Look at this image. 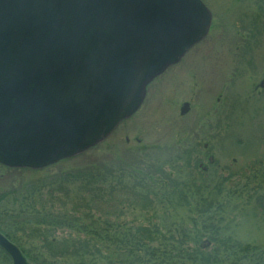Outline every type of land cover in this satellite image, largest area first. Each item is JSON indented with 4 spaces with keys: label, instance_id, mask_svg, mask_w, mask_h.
<instances>
[{
    "label": "rangeland",
    "instance_id": "rangeland-1",
    "mask_svg": "<svg viewBox=\"0 0 264 264\" xmlns=\"http://www.w3.org/2000/svg\"><path fill=\"white\" fill-rule=\"evenodd\" d=\"M203 1L213 15L209 35L149 84L138 111L107 139L42 168L0 164V192L8 193L0 211L19 208L28 191L46 209L54 203L51 209L55 211L83 215L88 209L79 206L81 183H70L68 175L106 164L115 169L109 179L115 183L117 167L126 165L129 176L123 179L133 183L147 168L154 174L153 207L126 205L125 215H116L113 221L157 224L165 231L181 223L195 226L188 219L181 221L192 216L198 220L196 228L208 232L201 240L205 244L211 242L213 223L226 235L256 247L257 255L234 256L223 251L228 262L264 264V202L256 200L264 195V87L259 86L264 79V0ZM186 101L190 108L182 115ZM160 167L184 187L183 193L170 194L173 204L157 185ZM53 188H61L55 193L56 202L50 198ZM180 195L191 203L202 197L207 204L216 197L221 206L201 215L190 211L193 204L176 203ZM92 211L104 217L100 209ZM70 233L69 228H58L55 234L62 238ZM217 244L211 242L207 249Z\"/></svg>",
    "mask_w": 264,
    "mask_h": 264
},
{
    "label": "water",
    "instance_id": "water-1",
    "mask_svg": "<svg viewBox=\"0 0 264 264\" xmlns=\"http://www.w3.org/2000/svg\"><path fill=\"white\" fill-rule=\"evenodd\" d=\"M211 23L203 0H0V163L42 168L104 141ZM0 247L31 264L2 232Z\"/></svg>",
    "mask_w": 264,
    "mask_h": 264
},
{
    "label": "trees",
    "instance_id": "trees-1",
    "mask_svg": "<svg viewBox=\"0 0 264 264\" xmlns=\"http://www.w3.org/2000/svg\"><path fill=\"white\" fill-rule=\"evenodd\" d=\"M99 164L68 175L70 183H81L79 206L88 209L83 215H77L76 209L74 214L55 211L51 209L54 203H50V208L46 209L44 203L40 206L33 193L28 191L23 201L19 202V208L5 213L0 211V232L20 248L31 264H70V261L77 259L74 264H231L227 261L228 255L238 256L242 252L258 254L256 247L242 243L232 234L226 235L220 225L213 223L209 238L212 243L218 244L209 251L207 247L211 242H201L207 231L196 228L198 220L192 216L181 221L188 219L195 226L189 228L186 223H181L178 228L165 231L157 224L128 225L113 221L112 217L125 215L126 205L143 209L153 207L155 200L151 195L155 182L151 179L154 174H151V169L145 168V173L140 172L142 180L130 183L123 179L129 175L126 165H122L117 167L118 181L112 183L109 179L116 174L114 167ZM101 167L103 171L99 170ZM159 170L161 181L157 185L164 189L167 200L173 204L175 200L170 194H181L184 187L179 181L171 179L161 167ZM57 190L61 188L50 191V198L54 202ZM7 194L0 192V203ZM256 200L263 203L264 195H258ZM177 202L180 205L182 202L189 206L193 204L190 211H197L201 215L209 212L210 208L221 206L216 197L207 204L202 197L191 203L186 196L180 195ZM96 208L101 210L104 217H97L93 213L92 210ZM58 228H69L71 233L59 238L55 234ZM0 264H12L11 257L1 247Z\"/></svg>",
    "mask_w": 264,
    "mask_h": 264
},
{
    "label": "flooded vegetation",
    "instance_id": "flooded-vegetation-1",
    "mask_svg": "<svg viewBox=\"0 0 264 264\" xmlns=\"http://www.w3.org/2000/svg\"><path fill=\"white\" fill-rule=\"evenodd\" d=\"M211 25H212V24H211ZM210 31H211V27H210L209 33H210ZM209 33H208L207 35H209ZM207 35H206L202 40H204V39L207 37ZM202 40H201L200 42H202ZM200 42H199V43H200ZM197 44H198V43H197ZM197 44H196V45H197ZM192 48H193V47H192ZM184 56H185V55H184ZM182 59H183V58H182ZM182 59H181V60H182ZM263 78H264V74H263ZM261 82H262V80H261ZM261 82L259 83V86L263 88L264 85L262 86V85H261V84H262ZM256 88H257V87H256ZM146 95H147V94H146ZM182 105H183V104H182ZM181 107H182V106H181ZM189 108H190V104H189L188 110H189ZM188 110H187L186 112H188ZM186 112H185V113H186ZM181 113H182V112H181ZM185 113H182V115H184Z\"/></svg>",
    "mask_w": 264,
    "mask_h": 264
}]
</instances>
